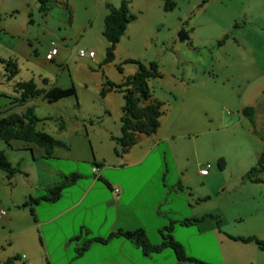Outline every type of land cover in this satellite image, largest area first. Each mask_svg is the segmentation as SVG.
Listing matches in <instances>:
<instances>
[{"label": "rangeland", "instance_id": "1", "mask_svg": "<svg viewBox=\"0 0 264 264\" xmlns=\"http://www.w3.org/2000/svg\"><path fill=\"white\" fill-rule=\"evenodd\" d=\"M89 1L68 0L67 4L63 0H50L51 4L48 5V9L41 10L37 0H0V58H3L0 60V116L10 111H23L26 106L32 105L34 113L41 117L37 121L36 127L64 141V148L56 147L54 149L76 154L77 166L80 171L86 174L76 181V187L80 191L79 189L87 185L88 178H91L89 170L90 165L93 164L92 156H99L106 152L111 154L114 141H109L106 138L108 129H112L116 133L119 132L122 93L112 91L101 99L94 92V88H100L104 78L115 81L117 78H123L124 75L132 73L136 69V62L127 58H134L143 63L155 60L159 75L150 77L154 81L151 87L158 91V86L165 79L166 83L164 84L169 85L175 95H182L181 99L177 100V106L182 101L187 103L188 100L191 102L189 109H193V118L198 123L205 122L208 118L213 120L210 122L213 124L210 130H207L204 124L193 123V127L184 126V128L176 129L173 132L176 135L174 139L182 142L183 145L193 141V153L191 148L188 151V158L193 162V172L195 165H204L208 162L207 170L210 172L207 177L208 181L202 182V178L193 173V189L197 193H204L208 188L210 196L208 199L198 200L195 203L196 198L193 195V209L196 208L198 211L208 209L210 216L217 221L218 225L220 221L223 223L220 225L222 229L241 235L254 234L264 241V181L251 182L239 178L240 174H237L241 171H238L240 167L244 171L254 164L262 145H264V139L259 138L260 124L251 122L245 117L242 122L235 124L231 129L219 128L227 123V120H230L228 118L236 112L235 108L231 106L232 98L236 96L242 86V84L236 85L232 81L233 78H238V75L231 73L232 50L223 48L225 46H218L215 41L220 32L214 33L227 20V13L223 9L225 3L222 0H207L210 3L205 9L197 11L199 4L204 0H175L173 11L168 13V19L177 12H181L182 15L185 12L188 13L184 23L180 26V28L192 31L191 34H188V39L179 40L174 33L171 40V29L167 28L168 21L163 19L156 24L157 28L148 30L150 32L147 37L148 39L151 37V40H148L144 35V30L148 29L147 26L141 31L134 29L125 31L115 43L113 58L110 61L102 62L106 40L97 32L96 27L99 23H97L98 15L92 14L94 8L87 11L89 5L86 6L87 8L83 7V2L89 4ZM195 11L199 14L203 13V15H195L196 18H194L193 12ZM243 14L241 13V16L236 18L237 25L242 23V15L247 21L249 20L248 12ZM89 15L93 24L89 28L90 33L84 34L82 31H76L75 27L85 21ZM147 21L149 20L147 19ZM102 22L103 16L100 17V23ZM193 22L197 25L195 29V32L198 33L197 38L202 41L204 39L207 43L206 46L193 47ZM128 32L132 39H127ZM210 33L215 35L213 39L209 38ZM51 41L54 42L58 52L53 55V58L46 59L44 53ZM190 41H192V45ZM79 48L92 49L93 56L79 55L77 52ZM247 56L249 55L247 54ZM8 58L15 62L16 73L6 79L7 68L4 60ZM246 66L245 77H254L258 69ZM29 78L37 86L43 88L50 85H73L75 94L62 96L56 100H47L41 94L20 100L19 89L16 90L13 87V81ZM159 78L162 79L158 84L156 82ZM185 82L189 84L186 91L182 89V84ZM203 87H207L210 93L217 97V100L224 102L222 106H215L216 103L209 95L210 93L204 92ZM192 90L193 97L196 98L193 102L187 98ZM203 99L213 103L214 109L211 110L209 106L203 105ZM259 99L264 102V95H261ZM170 101L173 105V100ZM102 106L107 110L104 111ZM167 107L168 104L164 101L163 109ZM172 107L174 106L170 108ZM174 109L176 110L175 107ZM222 114L227 120H222ZM186 133L189 135L186 136ZM232 141H237V143H233V147H229L228 143ZM26 143L34 146L39 152L42 150L39 145L31 141L19 138L4 141L0 138V147H3L6 157L11 162H21V166L26 164L21 161V158L18 159V152L23 150L21 147ZM165 148L166 145L161 142L147 154L141 163L123 162L120 166H116L118 157L112 153L110 155L112 157H106L103 160L105 171L101 175H103L102 177L109 175L113 181H123L131 187L139 185L140 182L144 183V187L148 185L151 190L164 191L165 188H168L165 183L168 185L173 183L170 188L175 187L174 181L179 175L174 160L176 154L166 151ZM222 156L227 158L228 165L225 169L214 174L215 168L219 170L217 159L219 157L223 159ZM65 160L70 164H73L74 161L73 159ZM33 167L29 168L32 180H34L37 171L41 173L40 163L36 164V170ZM229 168L237 169V172L234 170L232 177L228 172ZM260 175L264 179V170ZM2 176L3 171L0 170V181L4 179ZM14 176L23 179L22 173H17ZM133 177L134 179H132ZM107 180L112 181L111 179ZM97 183L101 186V190H96L97 187L94 185L95 187L90 188V193L99 198L105 195L104 192L111 193V190L102 183L101 179H97ZM116 184L118 186V182ZM16 187L11 184L5 186L0 182V207H5L4 203L9 198V191L12 188L15 190ZM112 187L114 186L112 185ZM37 190H39L37 193L41 192L40 187ZM42 191L44 192V190ZM168 196L169 201L166 204H160L159 208H179L178 195L169 194ZM99 203L96 212L98 216H101L104 203ZM153 203L152 198L149 204L151 208ZM35 207H38V204H35ZM23 208L25 212L29 213L27 207ZM118 208H121V205ZM44 215L46 214L43 210L39 212L38 217H45ZM108 215V220H110L112 208L108 209ZM2 217H0V224L3 220ZM191 221L193 224L187 226L175 225V230L178 229L172 237L177 242L180 241L179 243L184 245V251H189L192 257L212 263L211 261H215L214 252L215 246H219L218 241L214 237V233L209 230L200 231L198 224L194 220ZM187 232L192 233L189 245L185 243ZM1 234L3 235L4 231L0 227ZM0 243L3 244L4 240L1 239ZM167 250L173 253L171 248L167 247ZM3 255L0 249V259ZM174 260H176L175 257Z\"/></svg>", "mask_w": 264, "mask_h": 264}, {"label": "crops", "instance_id": "2", "mask_svg": "<svg viewBox=\"0 0 264 264\" xmlns=\"http://www.w3.org/2000/svg\"><path fill=\"white\" fill-rule=\"evenodd\" d=\"M63 1L68 4V0ZM119 1L120 0H90L89 4L83 2V7L89 5V8L86 7L87 11L92 10L93 7L94 13L92 14H95V16L96 14L98 15L97 23L99 24L96 28L100 35L102 27L100 17L106 12L105 3L109 2L116 5ZM222 1L225 3L223 9H225L224 12L227 13V20L221 24L220 28L214 34L220 32V35L217 37L219 38L224 33H228L227 37L218 44V46H225L223 48L232 50L231 73L232 75H238V78H233L232 81L236 85L242 84V86L238 93H236V96L232 98L231 106L235 108L236 112L232 117L228 118L230 120L225 119V116L222 114V120H227V123L219 128L231 129L235 124L242 122V119L246 117L241 111L242 106L251 105L254 107V122H259L260 124L259 138L264 139V102H262V99H259L261 95H264V0ZM162 3L163 0H129V10L134 13V17L127 22L124 32L131 31L132 29L141 31L147 26V31L144 30V35L147 37L150 32L148 30H150V28L151 30L157 28L156 24L164 19L168 21L167 28L169 30L171 29L170 39L172 40L176 31L180 28L181 24L184 23L188 13L185 12L182 15L181 12H177L168 19V13L173 11L174 6L165 10ZM208 3L210 2L204 0L203 3L199 4L197 11L205 9ZM245 12L249 14L248 21L243 16ZM241 13L243 14L242 23L237 25V21L235 20L241 16ZM195 15L199 16L203 15V13L199 14V12L196 13L195 11L193 12L194 18H196ZM147 19L149 21H147ZM195 24L196 23L193 22V47L206 46L207 43L204 39L202 41L197 38L198 33L195 32L197 25ZM92 25V19L89 15L86 17L85 21L78 24L75 28L76 31H82L86 34L90 33L89 28ZM186 31L188 34L192 32L188 29H186ZM210 34L209 38L213 39L215 35L213 33ZM129 38L132 39L130 32L127 34V39ZM151 39L150 37L148 40ZM190 44L192 45V41H190ZM57 52L58 50L55 54H57ZM247 54L249 56H247ZM246 65L258 69L254 77H245V73L247 72L245 68L247 67ZM121 79L122 78H117L115 81L117 82ZM151 79L152 78L149 77L147 80L151 97L161 102V114L159 115V124L156 130L149 134L137 133L136 141L120 154L114 152V145H112L111 154L110 152H106V154L102 153L99 156H92V162L100 166L98 168L99 176L108 183V186H106L111 190V193L104 192L105 195H103L102 198L90 193V188L95 187L94 185L97 187L96 190H101V186L97 183V179L99 178H95L91 170L92 164L89 170L91 178H88L87 185L78 191L76 181L78 178L86 176V174L79 170L76 154L70 152L54 149L51 156L43 157L42 150L39 149V152L34 146L26 143L21 147L23 150H19L18 152V159L20 160L21 158V161L26 165L21 166V162H11L9 160L12 164L18 165L21 171L14 173L9 178L5 177L3 173L2 178L4 179L0 181L1 184L5 186L10 184L15 187L18 186L15 190L12 188V190L9 191V198L4 203L5 207H0V209L2 208L5 210L2 215L3 217L1 216L3 220L0 224L1 229L4 231V234L0 235V237H2L1 239L4 240L3 244L0 243L1 254H4L0 262L7 256L17 254L18 257L13 259V264H195L189 259L176 258L174 253L167 250V246H163L156 251L144 253L139 246L120 234L111 235L105 241L93 239V237H105L110 231L119 228L134 229L141 227L145 232L148 242L155 244L160 240L159 228L170 223V233L174 237V233L178 229L175 230V225L187 226L193 224L192 221L181 223L183 218L202 216L200 219L194 220L195 223L198 224V229L200 231L209 230L211 233H214V237H216L219 244V246H215V261H211L212 264H264V249L259 248L257 244L251 240L242 241L230 237L228 234H241L222 229L220 225L223 223L220 221L218 225L210 215H207V213L209 214L207 211L208 209H201V211H198L196 208L193 209V195H195L194 198H196L195 203L198 202V200L208 199L210 196L208 188L204 193H197L195 189H193V173L194 175L200 176L202 182H207V177L210 172L207 170L206 173L200 174L198 169L203 165H195L193 172V162L188 158V151H190V148L193 153V141H189V143L186 142V144L183 145L182 142L180 143L174 139L176 135L173 132L174 130L176 131V129L184 128V126L190 125V127H193V123H198V121L193 118V109H189L191 102H188V100L187 103L182 101L180 105L177 106V100H180L182 95H175L171 87L164 84L166 83L164 78L160 84L161 86H158V91H156L151 87V84L154 83ZM160 79L162 78H159L156 83L159 84ZM16 80L17 79H15L13 83ZM178 82L180 83L181 81ZM188 85L189 84L185 82L182 84V89L186 91ZM202 90L206 93H210L207 87H203ZM98 91L99 88L95 87L94 92L98 94ZM112 91L118 90L111 89L106 91L103 95H98L103 99ZM209 95L213 98V101H215V106H222L224 102L222 103V101L217 100V97H214L212 93ZM187 98L192 102L196 99L193 97V90L190 91ZM171 99L173 100V105L170 103ZM164 101L168 104V107L165 109H163ZM203 105L209 106L211 110L215 107H213V103L207 102L205 99H203ZM171 106H174L176 110L174 107L170 108ZM102 108L104 111L107 110L104 106H102ZM211 121L213 120L208 118L205 122L201 121L198 124H204L207 130H210L213 125L210 123ZM216 128H218L217 125ZM119 132L116 133V131L108 129L106 138L109 139V141H114L113 136H117ZM186 134V136L189 135L188 133ZM161 142L166 145V151L176 154L174 160L179 175L176 181H174L175 187L170 188L173 183L170 185L165 183L168 188H165L164 191L151 190L148 185V187H144V183L141 182L139 185L131 187L123 181H113L109 175H104V177H102L103 175L101 174L105 171L102 162L106 157H112L110 156L112 153L118 157L116 158V166H120L123 162L141 163L146 158L147 154ZM225 143L227 144V141ZM233 143H237V141L228 143L229 147H233ZM57 147L64 148V146ZM0 148L4 150L3 147ZM65 159H73V164H70V162L66 163ZM37 163H40L41 173L37 171L34 180H32L30 178L29 168L34 166L33 168L36 170L37 167L35 166ZM227 165V158L224 156L222 165L220 167L217 166L219 170L215 168L213 173H218V171L225 169ZM234 170L237 172V169H228L230 177L234 175ZM242 170V167L238 169V171H240L237 173L240 174L239 178H241V175L245 171ZM17 173H22L23 179H20L19 176H14ZM70 173H75V178L70 183L64 185L55 198L37 199L35 202L31 203L32 210H29V213L24 211L23 207L29 209L28 205L22 204L27 196H42L45 194L48 185L61 180ZM12 179L14 180L12 181ZM107 179H111L113 182ZM132 179H134V177ZM116 182H118V186ZM112 185L114 187H112ZM39 187L41 188V192L37 193ZM115 187L117 190H114ZM42 190H44V192ZM169 194L178 195L177 197L180 200L179 208H159L160 204H166L169 201ZM152 198L154 203L151 208L149 204ZM99 202L104 203L101 216H98L96 212V207L100 204ZM35 204H38V207H35ZM119 205H121V208H118ZM109 208H112L110 220H108ZM43 210L46 215H44L45 217L39 218V212ZM94 219H96V221H94ZM191 234V232H187L185 243L188 245L190 244ZM84 238L91 239L84 249L77 252V246ZM182 247L184 250V245H182ZM185 253L192 256L189 251ZM174 257L176 260H174Z\"/></svg>", "mask_w": 264, "mask_h": 264}, {"label": "trees", "instance_id": "3", "mask_svg": "<svg viewBox=\"0 0 264 264\" xmlns=\"http://www.w3.org/2000/svg\"><path fill=\"white\" fill-rule=\"evenodd\" d=\"M37 2L38 7L41 10L48 9V5L51 4L50 0H37ZM128 3L129 0H120L116 5L109 2L105 3L106 12L103 15V22L100 31L101 35L106 40L102 62L110 61L113 58V49L115 43L123 34L127 22H129L134 17V13L129 10ZM174 5L175 0H163L162 3V6L165 10L172 8ZM227 35L228 33H224L222 36L217 38L216 43L220 44L227 37ZM53 55L50 58L46 59L53 58ZM127 59L136 62V69L132 73L124 75L123 78L117 82L112 81L108 78H104L98 91L99 95H103L106 91L111 89L118 90L122 93L123 102L121 104V113L119 115L120 132L117 136H113V150L116 154L124 152L130 145H132L136 141L137 133L141 132L149 134L154 132L159 124V115L161 113V102L151 97V92L147 83L149 77L159 75L156 61L149 60L147 63H143L140 60L134 58ZM0 60H3V58H0ZM4 61L5 67L7 68V72L5 73L6 79H9L16 73V65L15 62L10 58ZM13 85L16 90L19 89L20 100H25L29 97L40 94L47 100H56L62 96L75 94L73 85H50L47 88H43L37 86L31 78L26 80H16ZM241 111L249 121L254 122L253 106L244 105L242 106ZM40 119L41 117H38L34 113L32 105L26 106L25 109L20 112H7L0 116V138L4 141H8L11 138H19L26 141H31L42 148L43 157H49L52 155L55 147L64 146L65 143L60 138L55 137L47 131L37 128L36 123ZM222 161L223 159L221 157L217 159V164L219 167L222 165ZM93 165H96L97 167L99 166L95 162H93L92 166ZM0 170L3 171L5 177L7 178L12 176L16 172L21 171L18 165H14L9 161L2 149H0ZM263 170L264 146L259 151L254 164L250 165L244 171V173L241 175V178L247 179L251 182L264 181V179L260 175ZM93 174L95 178L101 179V181L108 186V183L99 176L98 170L93 172ZM75 176V173H70L69 175L64 176L61 180L48 185L45 194H43L42 196L34 197L29 195L22 202V204L28 205L29 210L31 211L32 202H35L40 198H55L58 195L60 189L64 185L70 183L75 178ZM207 215L211 214L207 213ZM201 217L202 216L183 218L181 220V223H187L191 220H198ZM170 229V223L163 226L162 228H159L158 232L160 235V240L155 244L148 242L145 232L141 227H137L134 229L119 228L117 230L110 231L105 237H93V239L105 241L111 235L120 234L139 246L141 251L144 253L148 251H156L163 246H167L172 249L175 257L178 259H189L192 260L195 264H212L210 262L187 255L183 250L182 245L175 239H173L170 233ZM228 235L232 238H237L242 241L251 240L255 242L259 248L264 249L263 239L257 237L254 234ZM90 239L91 238L82 239L77 246V252H80L82 249H84ZM16 257H18L17 254L7 256L0 262V264H13V259H15Z\"/></svg>", "mask_w": 264, "mask_h": 264}, {"label": "built area", "instance_id": "4", "mask_svg": "<svg viewBox=\"0 0 264 264\" xmlns=\"http://www.w3.org/2000/svg\"><path fill=\"white\" fill-rule=\"evenodd\" d=\"M77 52H78L79 55L85 54L88 57H92L93 56L92 49L84 50L82 48H79ZM54 53H56V46L54 45V42L51 41L50 42V46L48 47V49L44 53V57L45 58H50ZM207 167H208V163H205L202 167H200L198 169V172L200 174L206 173ZM91 169H92L93 172H95V171L98 170V167L96 165H93L91 167ZM114 190H117V188L115 187ZM4 212H5V210L1 208L0 209V217L4 214Z\"/></svg>", "mask_w": 264, "mask_h": 264}, {"label": "water", "instance_id": "5", "mask_svg": "<svg viewBox=\"0 0 264 264\" xmlns=\"http://www.w3.org/2000/svg\"><path fill=\"white\" fill-rule=\"evenodd\" d=\"M176 37L179 40H181V39H188L189 38L188 33H187V31L184 28H179L176 31Z\"/></svg>", "mask_w": 264, "mask_h": 264}]
</instances>
